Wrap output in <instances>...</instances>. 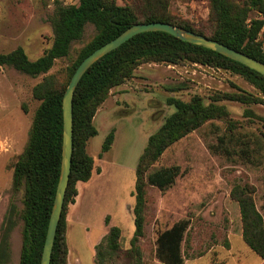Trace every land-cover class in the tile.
Returning <instances> with one entry per match:
<instances>
[{"label": "rangeland", "instance_id": "rangeland-1", "mask_svg": "<svg viewBox=\"0 0 264 264\" xmlns=\"http://www.w3.org/2000/svg\"><path fill=\"white\" fill-rule=\"evenodd\" d=\"M171 11L194 27L208 28L210 24L209 0H172ZM53 14L51 0H0V54L21 47L31 60L41 57L53 43L49 23ZM250 15L260 17L256 11ZM95 34L94 26L87 25L69 58L58 60L46 75L33 78L0 67V238L11 201L15 198L19 211L24 208L25 193L13 197L12 184L14 166L27 147L40 105L33 98V88L51 75L63 85L68 68ZM217 93L253 95L262 100L255 104L220 102L228 111L226 117L205 123L169 147L151 167L149 173L180 166L182 175L166 191L147 186L144 235L138 243L140 255L134 257L136 169L149 137L175 112L168 99L189 102L198 96L208 104ZM94 125L98 135L87 145V153L94 159V175L89 183L77 187L84 199L77 200L76 223L66 227L68 264H97L96 247L113 226L121 229L120 251L107 264H162L156 256L157 238L181 220H190L182 245L184 264H264L243 240L240 208L232 197L236 185H250L264 218V98L248 79L190 62L142 63L129 80L110 91ZM113 129L114 144L102 153ZM72 205L67 206V216ZM22 229L23 221L17 217L9 237L10 264L20 263Z\"/></svg>", "mask_w": 264, "mask_h": 264}, {"label": "trees", "instance_id": "trees-1", "mask_svg": "<svg viewBox=\"0 0 264 264\" xmlns=\"http://www.w3.org/2000/svg\"><path fill=\"white\" fill-rule=\"evenodd\" d=\"M54 14L49 19L53 31L52 46L36 60H31L21 47L0 54V67H9L37 78L48 74L58 60L69 58L74 43L80 41L87 25H93L96 34L80 51L68 68V77L58 85L54 76H48L33 88L37 108L29 141L19 156L13 174L12 196L24 191V208L19 211L15 198L11 201L0 238V264L9 263V237L16 218L23 221V247L19 264H41L42 252L60 179L63 148V96L81 62L127 29L140 23H169L185 30L218 41L264 63V0H209L210 24L208 28L194 27L171 11L172 0H79L66 5L62 0H51ZM256 11L260 17L252 18ZM153 62L178 65L184 62L223 69L248 79L264 98V76L217 52L193 45L163 32L139 34L118 49L98 60L83 76L73 100V156L69 186L61 221L58 226L51 264H68L67 206L78 196L77 184L91 180L94 159L87 153L90 139L98 135L94 120L99 107L110 91L124 84L142 63ZM253 95L217 93L206 104L195 96L185 102L169 98L175 108L162 126L148 139L136 169L134 225L131 253L140 255L138 243L144 235L146 188L153 186L161 191L171 188L182 175L180 166L160 168L149 173L164 152L205 123L228 115L222 101L258 103ZM26 111V108L24 107ZM115 141L113 129L102 145V153L109 152ZM230 154L229 149L223 146ZM254 188L236 185L232 197L238 202L246 245L264 260V218L254 201ZM108 224V222H107ZM190 220H181L163 231L157 238L156 256L162 264H184L182 245ZM121 229L113 226L97 245V264H107L120 251Z\"/></svg>", "mask_w": 264, "mask_h": 264}, {"label": "water", "instance_id": "water-1", "mask_svg": "<svg viewBox=\"0 0 264 264\" xmlns=\"http://www.w3.org/2000/svg\"><path fill=\"white\" fill-rule=\"evenodd\" d=\"M149 32H163L167 33L177 39L184 42L201 46L206 49L217 52L233 61H236L249 69L264 76V63L254 59L240 51L232 49L218 41L209 39L203 35L185 30L178 26H174L169 23H140L135 24L114 40L103 45L99 49L95 50L91 55L85 58L81 64L77 67L73 74L68 87L63 96V148H62V162L60 179L57 185L56 195L53 203L52 212L49 219V225L45 238V243L42 252L41 264H51V257L53 253V247L58 230L59 223L61 221L62 212L64 208L67 189L70 181L72 156H73V100L75 91L82 80L85 73L101 58L118 49L123 44L128 42L133 37Z\"/></svg>", "mask_w": 264, "mask_h": 264}, {"label": "crops", "instance_id": "crops-1", "mask_svg": "<svg viewBox=\"0 0 264 264\" xmlns=\"http://www.w3.org/2000/svg\"><path fill=\"white\" fill-rule=\"evenodd\" d=\"M96 174H99V173H96ZM94 175V174H93ZM92 178H93V176H92ZM91 178V179H92ZM80 183H83V182H79L78 184H77V187L79 186V184ZM87 183H89V182H87ZM81 185V184H80ZM83 191H88V190H84L83 189ZM90 195V193L88 194V196ZM84 199V195L82 194V191L79 193V191H78V196L76 197V199H75V203L72 205V208H71V211L69 212V214H68V216H67V223H68V225H71L72 227H73V224L74 223H76V221H77V218H78V210L77 209H75V207H76V205H77V200H79V199Z\"/></svg>", "mask_w": 264, "mask_h": 264}]
</instances>
